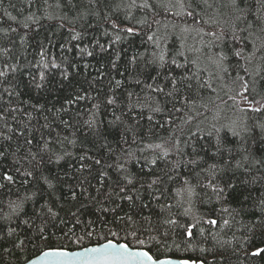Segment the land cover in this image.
<instances>
[{"label":"trees","instance_id":"1","mask_svg":"<svg viewBox=\"0 0 264 264\" xmlns=\"http://www.w3.org/2000/svg\"><path fill=\"white\" fill-rule=\"evenodd\" d=\"M0 72V264L105 238L264 264V0H0Z\"/></svg>","mask_w":264,"mask_h":264},{"label":"snow or ice","instance_id":"2","mask_svg":"<svg viewBox=\"0 0 264 264\" xmlns=\"http://www.w3.org/2000/svg\"><path fill=\"white\" fill-rule=\"evenodd\" d=\"M233 3H235V0H233ZM147 6V5H145ZM188 15H192L191 12L188 13ZM113 27H116L115 23L113 24ZM124 31H127L128 33H132V28H127ZM226 35V34H225ZM76 37L74 36L73 39ZM120 37L117 36V39ZM152 37L149 36V40H151ZM235 39V37H234ZM239 55V52L236 53ZM91 55V53H89ZM223 58V57H222ZM164 57L161 55L160 60L163 61ZM52 68H57L58 65L53 63L51 65ZM0 75H4V73L0 72ZM64 79H68V74L65 72L63 74ZM44 79V74L41 73V80ZM119 84V81H117ZM38 88L41 87V84L36 85ZM162 90V89H161ZM78 99H83V97H78ZM73 101L69 100L67 103H72ZM112 101L110 100L109 103ZM253 111H259V109H252ZM118 119V118H117ZM87 123V122H86ZM217 133L218 138V150L220 147L219 143V129L215 130ZM244 131H247V129H244ZM233 134L238 135V133L233 132ZM261 140L264 141V137H261ZM159 147V145H157ZM261 150H264V144L261 146ZM3 153H0V156H3ZM81 159H85V157H81ZM247 159V157H245ZM190 163H195V161H189ZM41 164H43V160L40 161ZM95 164H100V160H95ZM155 163V161H153ZM83 167V165H82ZM215 168V165L212 166ZM120 168L122 169L123 166L121 165ZM27 176H32V172L26 173ZM101 175H104L103 173ZM4 179L9 182H14L13 177L7 173L4 174ZM128 184H131V179H128L125 177ZM27 181H25L26 183ZM45 182L49 183V186L51 187L50 182L47 181L45 178ZM157 181L154 180L153 183H156ZM151 187V185H149ZM126 191L125 187L120 188V193H124ZM220 191H223V189H220ZM72 199H76L75 193L72 194ZM127 199L131 200L132 197L128 196ZM261 204L264 205V193H261L260 196ZM20 205H15L14 210L18 209ZM107 211V210H105ZM261 211L264 212V207L261 208ZM48 212L55 217L57 214L52 213L51 209H48ZM75 216L76 214L73 213ZM130 220L131 217H128ZM211 223L215 224L216 221H211ZM227 223V221L225 222ZM44 230H41L39 233V236L36 238L39 239L40 237H43ZM111 236L115 237L117 235L116 232H111ZM87 235L89 237L92 236V232H88ZM132 235H135V233H132ZM189 236H191V226H189ZM47 239V237H44ZM83 239V237H78L75 241L76 243H79V241ZM106 239V243L98 244V246L95 247H87L84 248L82 251H69L65 248H55V249H48L47 251L43 252L41 257L38 261H29L28 264H193L192 261H189L187 259H171V258H164L159 259L154 257L148 250H137L132 249L128 244L126 243H119L118 241H114L112 239ZM29 242H32V238H29ZM140 244H143L144 241L140 240L138 241ZM23 243V242H22ZM261 250H257V252L253 253V255H256Z\"/></svg>","mask_w":264,"mask_h":264},{"label":"water","instance_id":"3","mask_svg":"<svg viewBox=\"0 0 264 264\" xmlns=\"http://www.w3.org/2000/svg\"><path fill=\"white\" fill-rule=\"evenodd\" d=\"M113 240V239H112ZM115 241V240H114ZM119 243H126L125 241H118ZM103 243H106V240L104 241H101V242H98V243H95V244H90V245H86V246H83V247H80V248H76V249H67L69 251H73V252H76V251H82L84 248H87V247H95V246H98V244H103ZM127 244V243H126ZM129 245V244H128ZM130 246V245H129ZM132 249H137V250H147L143 247H136V246H130ZM55 248H63V247H52V249H55ZM48 249L50 248H46L44 250H42L41 252H39L38 254H36L35 256L19 263V264H28L29 261H38L39 258L41 257L42 253L47 251ZM155 257V256H154ZM156 258H159V259H164V258H171V259H187L189 261H192L193 264H205L201 259L199 258H187V257H184V256H161V257H156Z\"/></svg>","mask_w":264,"mask_h":264}]
</instances>
